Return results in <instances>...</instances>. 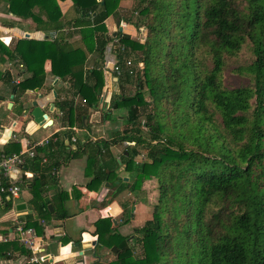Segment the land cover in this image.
Returning a JSON list of instances; mask_svg holds the SVG:
<instances>
[{"label":"trees","instance_id":"obj_1","mask_svg":"<svg viewBox=\"0 0 264 264\" xmlns=\"http://www.w3.org/2000/svg\"><path fill=\"white\" fill-rule=\"evenodd\" d=\"M71 1L79 16L71 24L78 29V47L59 36L40 42L23 39L13 52L26 66L49 59L52 74L95 109L104 86L103 70L96 67L85 73L84 64L88 53L105 52L104 20L117 15L121 0ZM132 1L131 12L122 19L146 34L143 42L116 36L118 65L125 57L135 65L114 75L118 81L133 77L136 92L111 100L107 110L127 109L125 128L111 142L101 141L102 147L85 144L80 155L87 158L86 174L93 171L102 149L108 152L113 145L133 143L119 159L134 175L133 182L122 183L115 193L124 185L136 191L144 180L157 181L152 218L134 231L140 236L134 242L141 243L144 264H264V0ZM0 4H8L6 10L16 17L31 18L39 30L62 28L50 0ZM3 56L11 57V52L0 42V62ZM238 60L231 71L246 78L248 86L228 89L223 71ZM36 87L37 78L31 75L13 93L20 96ZM56 106L73 126V100L56 101ZM143 116L149 122L140 123ZM0 152L18 153L19 148L7 144ZM35 152L25 164L33 173L28 179L30 210L38 220H63L67 193L56 194L51 214L43 202L46 180L57 186L54 175L60 163H42L40 156L52 155V145ZM78 156L76 152L68 159ZM106 169L98 167L87 190L97 191L112 179ZM5 181L0 178L1 184ZM71 196L78 199L80 192L73 188ZM9 209L11 203L2 198L0 213ZM25 218L26 226L40 236L38 220L31 214ZM116 231L110 219L98 220L97 247L117 249L116 259L107 264H126L133 251L131 235L113 243Z\"/></svg>","mask_w":264,"mask_h":264},{"label":"crops","instance_id":"obj_2","mask_svg":"<svg viewBox=\"0 0 264 264\" xmlns=\"http://www.w3.org/2000/svg\"><path fill=\"white\" fill-rule=\"evenodd\" d=\"M5 1L8 2L7 0ZM95 1L99 2L100 0ZM50 2L62 24V28L59 30H39L36 22L31 18L16 17L6 10L8 4H0V42L11 52V57L3 56V61L0 62V151L7 144H16L19 152L24 151L38 142L48 139L50 141L49 145L53 146V153L47 157L41 155L40 157L45 159V162L42 161V163L46 165L57 161L60 165L54 175L56 177V188L52 184V179L48 178L43 197L44 199H49V204H51L54 212L53 204H55L56 194L60 191L67 193L68 199L63 202L67 218L59 220L51 217L46 221L38 220V217L30 210L28 204L31 198L29 192V180L31 178L27 180L22 176L21 172L18 173L16 176L22 181L19 198L10 202L11 209L0 213V264H27L26 250L18 242V234L14 230V225L18 220L26 222L25 217L29 214L35 220H38L37 222L43 228L42 234L37 236L40 239L42 257L45 256L48 259L43 261L42 264H93L94 262L107 264L116 259V248L114 246L111 248L102 247L101 249L97 247L95 223L105 218L110 219L112 226L118 228L116 230L121 236L131 235L128 239L130 246L134 243L136 233L132 225L127 223V220L123 222V211L129 210L131 220L144 221L146 216H148L146 213L149 209L137 199L138 190L131 191L128 189V185H124V188L128 191L126 197H130V202L134 204L131 205L129 201L122 203L119 201L118 205L115 201L113 202L116 188L122 183L131 184L133 182L132 174L124 170V165L119 160L125 151V146H132L133 143L113 145L109 147L108 152L102 149L93 171L88 174H86L85 170L87 166L86 155H80V152L84 150L85 144L90 143L92 146L89 148L96 149L98 146L102 147L101 141L111 142L117 138V132L122 131L121 126H125V117L113 113L112 109L107 110L113 97L115 99L112 86L115 83L118 85L114 71L108 67V64L117 62L116 49L118 46L116 36L119 33L115 37H112V34L121 27L122 31L120 34L128 35L131 39L137 35V30L122 19V17L128 16L131 12L132 9L129 8L133 5V1L121 0L117 15L109 16L104 20L109 40L103 55L96 51L87 54L84 64L85 73L96 67H100L103 70L105 87L102 89L95 109L90 108L85 102L83 103V99L69 88V84L66 81H62L52 74L51 61L49 59L31 61L26 66L13 52L17 42L23 39L40 42L62 36L66 38V42L70 45L75 47L80 45V36L77 34L78 29H74L71 26L72 21L79 18L73 8L72 1L50 0ZM126 7L129 8L127 9ZM36 12L37 9L34 8L33 13L36 14ZM42 19L45 20L44 17ZM117 21H119V24H117ZM33 55L27 56L31 57ZM31 75L37 78L38 87L27 90L20 96L14 94L13 88L30 78ZM110 80L113 81L112 85ZM54 91L56 97L53 96ZM65 100H73V126L69 125L68 119L62 115V112L56 106V101ZM34 101L43 110L47 120H50L49 125L44 126L33 121L31 111L32 102ZM51 104L54 105L53 108L50 107ZM121 110L124 109H118L120 112ZM107 114L111 115L110 119L107 118ZM77 134L79 137L76 136ZM76 152L79 154L77 158L68 159L71 154ZM114 161H117L119 166ZM104 166L109 167V170L106 169V173H111L112 179L110 181L106 179L101 183L97 191L87 190L86 185L90 183L98 167L104 169ZM27 172L33 178V173L29 170ZM123 178H127V182H123ZM105 182H110L113 186L106 189L103 186ZM115 182L119 183L115 184ZM73 188L80 192L78 199H74L71 196ZM136 202L138 204H135ZM18 204H24L25 209L22 211L16 210ZM107 208H109V211ZM116 217H122V221H117ZM41 221L43 222L42 224ZM121 224H127L128 227ZM93 243L96 247L94 246L95 248L91 249L90 246ZM20 247L25 253L20 250ZM79 252H82L81 256H79ZM80 258L82 262H80ZM132 260V258H127L126 264H144L141 261L136 263L133 262L135 260Z\"/></svg>","mask_w":264,"mask_h":264},{"label":"rangeland","instance_id":"obj_3","mask_svg":"<svg viewBox=\"0 0 264 264\" xmlns=\"http://www.w3.org/2000/svg\"><path fill=\"white\" fill-rule=\"evenodd\" d=\"M121 2V1H120ZM120 4V3H119ZM134 5H132L130 8L126 7L127 9H132ZM129 11V10H128ZM145 30L144 29H140L139 31H137V35L133 37V40H136L137 42H143L144 38H145ZM110 58V57H108ZM244 58H242L243 60ZM129 61L130 62V66L132 67L133 65H135V63L133 62V59L131 57H125L123 58L122 64L120 65V68L124 70V68H126V62ZM241 62V60L238 61H233L231 63H229L228 67L223 71V77H222V82L224 87L228 88V89H234V88H239V87H245L248 86V80L244 77H240L238 75H236L235 73H233L231 70L236 68L238 66V64ZM108 67L112 69L111 65L108 64ZM139 67V65H138ZM142 67V66H141ZM118 85L115 83V85H113V89H114V93H115V100H117L120 95H124L126 97L129 96H133L136 92V81L133 77H131L128 80H125L123 77L117 82ZM110 84H113V81L110 80ZM105 87V86H103ZM103 89V88H102ZM143 97L145 102H149V96L147 94L146 91H142ZM114 100V97H113ZM120 110V109H119ZM119 112V113H118ZM113 113H117L123 117L126 118L127 116V109L118 111V110H113ZM144 121H148L146 117H141L139 122L140 123H144ZM149 122V121H148ZM125 128V126H121V130ZM143 131H145V128L142 129ZM77 137H79V135H76ZM107 157V156H106ZM138 162V161H137ZM119 166V164H117ZM132 176L134 177V175L132 174ZM144 183V186H143ZM143 183L141 184V186L137 189L138 190V197L137 199H139L140 203L146 205V207L149 209L148 212L146 213L148 216H146V220H144L145 222L150 220L152 218V211H153V206L156 203L157 200V181L155 179H147L144 180ZM143 186V189L141 190V187ZM23 189V188H21ZM136 190V191H137ZM127 189L126 188H122L120 191H118L115 194V197L113 198V202L115 201L116 204L119 205V201L122 203L124 201H129L130 202V197L127 198ZM135 197V195H134ZM16 201V200H15ZM113 202H111V204H113ZM131 203V202H130ZM134 203H131V205H133ZM135 204H138V202H136ZM135 206V205H134ZM145 208V209H147ZM150 211V212H149ZM145 214V215H146ZM144 215V214H143ZM123 222L125 220H127V223L132 225V228H134V230L142 227L145 223L144 221L141 220H131V213L129 212V210H125L123 211ZM145 217V216H144ZM117 221H122V217H116ZM125 227H128L127 224H121ZM118 230V228H116ZM117 232V231H116ZM119 234V235H118ZM120 233L117 232V236L114 237L112 239L113 243H117L120 240ZM134 239H140V236L136 234ZM132 247V254L130 257L128 258H132L133 262L139 263L140 261L143 262L142 260V248H141V243L140 242H134L133 244L130 245ZM127 259V258H126ZM126 262V260H125Z\"/></svg>","mask_w":264,"mask_h":264},{"label":"built area","instance_id":"obj_4","mask_svg":"<svg viewBox=\"0 0 264 264\" xmlns=\"http://www.w3.org/2000/svg\"><path fill=\"white\" fill-rule=\"evenodd\" d=\"M21 66V65H20ZM126 66H130V62H126ZM142 65L139 64V68ZM112 70L116 74H120V66L115 61L112 64ZM85 101L83 100V103ZM50 144L48 139H44L38 142L36 145L29 147L24 151L18 153L5 154L0 152V178H4L6 181L5 185L0 182V203L2 198H5L7 202H13L19 198L20 194V185L22 181L16 175L22 173V176L25 179L32 178V175L25 170V164L27 160L35 157L36 152L35 148L45 147ZM42 161L45 162V159L42 157ZM109 211V208H107ZM43 222L41 221V224ZM14 230L18 234V242L28 253L27 255V264H42L45 261L42 257V251L39 244V237L37 236L35 230L31 227L26 226L24 220H18L15 222ZM95 245H91L90 248L94 249Z\"/></svg>","mask_w":264,"mask_h":264},{"label":"water","instance_id":"obj_5","mask_svg":"<svg viewBox=\"0 0 264 264\" xmlns=\"http://www.w3.org/2000/svg\"><path fill=\"white\" fill-rule=\"evenodd\" d=\"M7 1H9V0H7ZM121 31H122V28L119 27L118 28V31L112 34V37H115L117 33L120 34ZM105 38L108 41L109 40V35L108 34H105ZM110 65L112 66V63H110ZM53 96L56 97L55 91L53 92ZM50 107L53 108L54 105L51 104ZM31 117H32V119H33V121L35 123H38V124H41V125L43 124L44 126H47V125L50 124V120H47V116L45 115V113L43 112V110L40 108V106L38 105V103L36 101L32 102ZM122 181L123 182H127V178H123ZM118 183L119 182H115V184H118ZM103 186H104V188L109 189V188L112 187V184L110 182H105ZM44 203L47 205V208H48L49 212L52 213L53 212V209H52L51 204H49V199L48 198H45L44 199ZM24 209H25V205L24 204H18L16 206V210H18V211H22ZM113 223H115V222L113 221ZM94 243L92 245H94ZM116 252H117V249H116ZM81 255H82V252H79V256H81ZM44 259L46 260L48 258L47 257H44ZM80 262H82L81 258H80Z\"/></svg>","mask_w":264,"mask_h":264}]
</instances>
